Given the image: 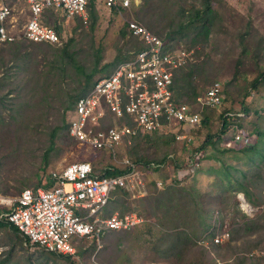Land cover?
Here are the masks:
<instances>
[{
    "label": "rangeland",
    "instance_id": "1",
    "mask_svg": "<svg viewBox=\"0 0 264 264\" xmlns=\"http://www.w3.org/2000/svg\"><path fill=\"white\" fill-rule=\"evenodd\" d=\"M5 1L13 8L17 27L13 32L17 33V29H23L27 22V4L23 0ZM184 1L187 6L194 4L195 8L203 9L202 0ZM91 3L93 7H89L87 25L80 17L68 19L61 11L47 10L46 13L52 16L49 20L44 18V21L59 31L61 46L35 44L23 39H17L14 44L0 45V59L5 61L0 64V200H15L23 187L33 189L40 183L47 185L52 172L75 162H90L98 174L113 165L108 153L90 150L68 136L67 128L73 116V109L68 110V107L72 102L71 97L81 94L90 84L107 76L120 59L129 57V53L135 49L137 45L128 42L130 34L125 30L126 21H140V10L147 13V21L156 17L148 12V6L144 7V0H136L131 10L121 12L108 10L101 0H91ZM211 7L220 14L222 21L213 28L207 41L200 37L193 48L198 60L193 65L197 71L193 82L197 86L198 97H203L214 83H220L224 93L223 103L212 111V120L207 126L198 125L188 133L171 128L159 131L157 135L152 133L149 139L136 136L131 138V143L123 142L117 149L118 162L129 159L144 164L171 155L186 169L180 174L170 165L156 175L145 166H139L143 189L128 192L130 197H122L119 203L118 197H113L103 214L136 213L138 216L141 214L142 223L145 218L154 222L155 219L148 214V198L155 190L151 184L154 181L164 183L165 177L177 180V177H183L189 171L195 173L197 169L190 166L189 160L207 136L218 133L222 125L220 115L224 111L240 117L239 123L244 131L251 132L254 126L264 131V85L259 87L260 91H252L249 86L258 72L264 70V0H213ZM189 45L190 39L180 40L175 47L188 48ZM17 59L23 60L17 63ZM11 60L14 64L10 63ZM183 102L194 110L201 109L197 102L191 103L187 99ZM109 124L107 121L106 126ZM63 126L65 130H61ZM55 127L61 128L52 142L51 131ZM237 130L242 132L238 125H233L220 147L236 148V152H239L240 148L233 137V132ZM180 132L186 134L191 142L177 141L176 135ZM173 135L176 140L169 139ZM256 140V137L250 138L247 147L256 145ZM52 146L54 149L50 151ZM214 151L210 145L207 146L206 160L203 163L200 161L203 168L194 174L193 179L184 181L186 188L189 189L196 181L195 187L200 191L214 185L222 190L224 176L219 171L226 170L222 168V163L245 172L253 166H245L247 159L244 156L236 154L238 157H235ZM230 172L235 174L234 171ZM242 182L247 183L246 179ZM230 185L235 187L233 192H236L240 214H234L231 207L227 210V205L223 203L222 211L216 210L213 214L211 221L217 222H212V227L218 224L220 232H228V238L230 234L232 239V233L240 230L238 228L247 218L254 221L255 234L242 236L243 232H240L236 234L239 235L238 240L230 242L229 238V242L218 244V247L205 240V234L189 253L162 258L151 244V236L141 235V223L128 231L109 232L103 248L97 251L95 261L98 264H264V183L258 190L250 188L254 193L251 202L237 188V184ZM163 186L157 187L161 190ZM89 250H83L82 256L78 255L85 264H93L92 254L96 247ZM47 253L41 248L27 245L25 241L21 244L6 230H0V258L10 256V264L78 263L77 260L67 261Z\"/></svg>",
    "mask_w": 264,
    "mask_h": 264
},
{
    "label": "built area",
    "instance_id": "2",
    "mask_svg": "<svg viewBox=\"0 0 264 264\" xmlns=\"http://www.w3.org/2000/svg\"><path fill=\"white\" fill-rule=\"evenodd\" d=\"M23 1L27 4V22L23 29L14 33L13 29L17 27L13 8L5 0H0V45L23 39L35 44L61 46L62 39L55 26L44 23V15L50 9L61 11L68 19L80 17L84 25L89 22L91 0ZM101 1L108 10L116 12L131 10L136 2ZM126 25L145 49L118 63L110 75L98 80L79 98L68 128L69 136L79 145L108 153L115 168L125 173L117 177H100L94 175L90 162H75L51 173L54 182L51 189H25L13 201L0 200V221L17 228L31 247L69 256L78 264H84L78 257V247L83 246L84 250L96 247L92 257L93 264H98L96 253L102 249L103 237L107 233L128 231L143 222L136 213L103 216L115 191L133 192L144 187L137 165L129 159L117 161L118 147L125 141L131 143L133 137L171 128L188 133L200 122V114L189 105L178 102L173 91L176 72L197 63L196 52L167 50L162 39L137 21L128 20ZM197 102L201 108L217 109L223 103L221 84L214 83L203 97H198ZM121 119H126L128 124L116 125L115 122ZM107 121L110 122L108 126ZM233 137L236 144L247 146L250 142V138L238 130L233 132ZM176 139L191 142L181 132ZM202 157V153H195L189 160L190 166L199 169ZM162 184V181L156 183L157 186ZM210 232L215 245L230 238L228 232H220L218 225Z\"/></svg>",
    "mask_w": 264,
    "mask_h": 264
},
{
    "label": "trees",
    "instance_id": "3",
    "mask_svg": "<svg viewBox=\"0 0 264 264\" xmlns=\"http://www.w3.org/2000/svg\"><path fill=\"white\" fill-rule=\"evenodd\" d=\"M144 1V7L146 8L148 6V12L150 11L154 13V17H156V19H151L150 21H147V13L144 10H140V13H138V16H140V21L137 22L141 25H143L142 23H145L148 28L144 25L143 26L146 27L148 30L150 29L149 31L152 32L154 35L158 37L159 35H161V37L159 38L162 39V41L166 45L167 50H195L193 48L197 44L198 39L200 37H204V39L207 41L213 33V28H215L216 25L222 21L220 14L218 12L215 13L212 10L213 8L211 7V3L213 0H202L203 9L195 8L194 4H190L189 6H187L184 0ZM179 2L180 4H178ZM9 5L11 6V4ZM89 7H93V4L91 2ZM168 8H170V10ZM174 8L177 9L174 10ZM160 19L165 22L160 21ZM125 30L130 34L129 37L131 40H129L128 42H134V45H137L134 46V51H143L145 49L144 45L136 37L132 36V34L127 28V25ZM188 39H190L191 41V45H189L188 48L175 47V44L177 45L178 43H180V40ZM22 60L23 59H17V63ZM126 60V57L122 58L119 60L118 63ZM3 63H5L4 59H0V64ZM10 63H13V61L11 60ZM193 65L194 64H190L188 67L180 69L175 74L173 91L176 100L180 103H184V99H187V101H191V103L197 102V86L196 84H194L195 81L193 82V80H195L196 78L197 71L194 70ZM115 66L116 65H114L113 67ZM1 83L2 81L0 80V84ZM93 85L94 83L90 84V86L87 87L84 92L71 97L72 102L70 103L68 110L73 109L79 98L84 96L90 89H92ZM262 85H264V70H260L258 72L256 78L252 81L249 86L250 90L252 91H260L259 87ZM203 110L205 112L202 114ZM195 111L200 114L199 125L207 126L212 120V111L215 110L209 108H201L200 110ZM244 111L247 112V109H245ZM255 113L257 112L255 111ZM220 116L222 120V125L218 133L216 135L207 136L204 143L195 151V153H202L203 158L201 159V163L206 160V149L207 146L210 145L212 148L215 149L214 152H217L218 154H233L235 157L244 156L247 159L245 166L249 164L253 166L251 167V169L246 170L247 172H245L241 168L237 169L235 167L226 166L225 163H222V168L226 169L223 171H219V173H222L224 176V181H222L221 185L223 187L222 190H219L218 186L214 185L205 191H200L197 187H195L196 181L189 187V189L184 186V181L186 179H193L196 175L195 173H198L203 168L202 165L199 167V169L195 171V173L191 172L183 177H177V180L170 179V177H165L163 183L164 186L161 190L156 186V181L151 184V186L155 190L154 194L148 198V202H150V211L148 214L149 217H153L155 221L151 222L150 220L145 218V222L142 223L140 226L141 235L143 236L145 234L151 236V244L154 246V248L157 249L159 255L162 258H168L169 256L180 257L183 253H189V251L196 246L198 240L204 238L205 234L206 236L204 239L212 242V234L210 230L212 229V222L214 221L211 220L216 210L222 211V208H224L222 206L223 203L225 204V206L227 205V210L229 207H231L234 209V214H240V212L237 210L239 202L235 198L236 192H233L235 187L230 184H237V188L239 187V190H242L246 198H248L251 202V198L253 197L254 193H251L250 188L252 187V190H258L260 185L264 183V131L261 129V127L257 126H254V130H252L251 132H248L246 130L244 131V127L239 123L241 118L237 115L230 116L229 111H224ZM118 121L119 124H117L116 122V125L118 126L124 125L123 123L128 124V121L126 119H121ZM233 125H238V128L242 130L243 135H245V137H256V145H254L253 147H247L243 145V143H238L236 145L240 148L239 152H236V148H234V150L230 147H220V143L222 142V140L224 142L225 135L227 134L229 129L231 130L233 128ZM64 126L66 127L65 124ZM64 126L62 128L55 127L51 131L52 142L56 138L58 132L60 131V128L61 130L66 129ZM68 128L67 133L69 136ZM153 134L157 135V132ZM149 135L150 134H146L142 136L149 139ZM169 139L176 140L174 135L172 137H169ZM52 149H54L53 146L50 148V151ZM236 154L238 156H236ZM216 159L219 160L218 158ZM132 162L138 167L141 165L145 166L146 169L152 170L156 175H159L161 171L168 169L170 165L172 167L174 166L173 168H176V171H179L180 174L186 169L182 164H180V161H176L175 158L171 155L165 156L159 161H150L144 164L140 163L141 161L139 162V160H132ZM230 170L234 171L235 174L233 175ZM93 171L94 175L100 177H117L125 173V171L117 169L112 165L103 170L101 174H98L96 172V168H94V166ZM243 179H246V184H243ZM229 185L230 188L227 189ZM53 186L54 182L50 178L47 185H42V183H40L39 185H35L32 190L37 191L41 188L44 190H49ZM23 190H25V187L20 190L21 193ZM115 196L118 197V203L122 200V197H130L129 193L125 190L115 191L113 197ZM231 199H234L233 203H230ZM123 215L126 214H121V216ZM139 216L142 217L141 214ZM252 223H254V221L246 218L244 224L238 228L240 230H235V232L232 233V239L230 237L231 241H229L232 242L238 240L239 235L236 234H239L240 232H243L242 236H249L255 234V231L253 229L255 223L253 225ZM0 230H6V232H8L10 235H13L15 241L21 244L23 243V241H25V243L29 245L28 241L24 237H22L19 230L15 228L12 224L6 221H0ZM213 246L218 247L219 245ZM93 248L94 247H92V250ZM83 250V246L78 247L77 254L79 256H82V254L84 253ZM47 254L55 258L67 259V261H74V259L69 256L49 252ZM176 260L179 259L176 258ZM0 264H10V256L0 258Z\"/></svg>",
    "mask_w": 264,
    "mask_h": 264
},
{
    "label": "crops",
    "instance_id": "4",
    "mask_svg": "<svg viewBox=\"0 0 264 264\" xmlns=\"http://www.w3.org/2000/svg\"><path fill=\"white\" fill-rule=\"evenodd\" d=\"M48 14V15H47ZM52 15H50L49 13H45V15H44V18H45V20L48 18V20L49 19H51L50 17H51ZM44 23H45V21H44ZM46 24V23H45ZM47 25H50V24H47ZM129 40H131L130 38H129ZM133 40V39H132ZM134 49H132V52L131 53H129L130 54V56L132 55V53H135V51H133ZM130 56L128 57H126V59L128 60L129 58H130ZM118 64H116V66H117ZM116 66H115V68H116ZM115 68H113V70L115 69ZM113 70H111V72L108 74V75H110L112 72H113ZM107 75V76H108ZM106 77V76H105ZM102 79V78H101ZM98 80H96L95 82H94V84L97 82ZM113 167H115V165H112ZM127 192H131V191H127ZM142 196V195H141ZM115 214H118V213H115ZM104 215V217H106V218H108V217H110L111 215H113V214H103ZM104 239H105V236L103 237V245L105 244L104 243ZM103 248V247H102ZM88 251H91V250H89L88 249ZM98 253V252H97ZM97 253H96V256H97ZM85 264V263H84Z\"/></svg>",
    "mask_w": 264,
    "mask_h": 264
}]
</instances>
